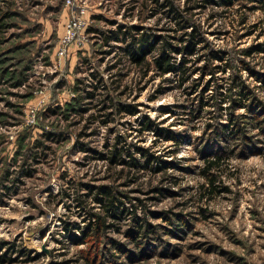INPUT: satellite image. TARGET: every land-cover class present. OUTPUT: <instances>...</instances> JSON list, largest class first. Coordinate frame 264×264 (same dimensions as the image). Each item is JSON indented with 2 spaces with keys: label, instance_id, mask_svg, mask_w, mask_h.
Returning <instances> with one entry per match:
<instances>
[{
  "label": "rangeland",
  "instance_id": "374dc122",
  "mask_svg": "<svg viewBox=\"0 0 264 264\" xmlns=\"http://www.w3.org/2000/svg\"><path fill=\"white\" fill-rule=\"evenodd\" d=\"M144 1L75 4L87 20L85 34L61 56L60 36L74 6L66 0H0V264H264V3L234 0L189 13L223 58L216 61L226 64L221 75H238L249 90L246 105L230 108L237 95L229 98L227 91L221 110L211 103L192 116L201 93L179 87L172 75L163 81L155 70L143 76L124 59L118 64L116 43L101 46L100 37L88 31L123 23L165 33L172 24L152 12V0ZM176 2L187 6L186 0ZM197 76L199 70L191 81ZM82 78L99 81L105 88L98 92L116 104H136L139 112L118 113L106 98L111 120L101 123L100 96L82 116ZM144 114L182 143L151 130L138 132ZM216 116L224 124L233 118L240 137L218 136ZM118 135L152 147L164 160L161 167L170 164L159 169L153 163L126 176L128 169L121 172V165L80 149L84 142L105 152ZM35 146L46 148L35 155ZM216 153L223 159L212 170L216 188L210 192L202 172ZM86 183L113 186L136 212H126L96 237L85 227L93 220L90 212H103L101 205L89 197L88 211L74 200L75 190L87 191ZM137 217L143 228L133 237L127 231ZM82 229L89 234L83 241Z\"/></svg>",
  "mask_w": 264,
  "mask_h": 264
},
{
  "label": "trees",
  "instance_id": "16d2710c",
  "mask_svg": "<svg viewBox=\"0 0 264 264\" xmlns=\"http://www.w3.org/2000/svg\"><path fill=\"white\" fill-rule=\"evenodd\" d=\"M152 1L155 4V6L151 8L153 10L152 12L163 13V16L166 17L172 24L165 33L157 34L153 31V29L146 31L139 25H126L123 23H118L115 28L101 29L97 27H88V31H93L100 37L101 46H112V43H116L115 45L117 51H121L117 56L118 64L124 59L128 63H131L132 66L141 70L143 76H147L149 71L155 70V74L162 78L163 81L170 78L173 80L174 78L179 87H188L191 90V94L197 91L196 95L201 93L199 103L191 106L189 113H191L192 116L197 114L199 111H202L204 109L203 107L208 106L211 103H213L211 105H216L217 109L221 110L222 107H219L218 104H222L227 100V91L229 93V98L232 94L237 95L233 99L230 98V101L233 103L230 108H236L239 105H246L244 100L249 97L247 85L244 84L238 75L233 76L231 80H226V78L221 75L226 71V64L223 66V64H219L216 61L222 60L223 58H220V56L216 54L214 48H210L208 46V41L203 35L201 24L195 23L189 16V13L193 10L199 9V11H201L213 6L214 4L228 6L232 5L234 0H186L187 6L182 8L176 0ZM257 1L264 3V0ZM190 2L191 4H189ZM144 3L147 5V0H145ZM100 17V15H92V19ZM104 53H110V49L104 50ZM247 53H251V49H248ZM202 59H204L203 63L196 68L197 66L194 65ZM197 70H199V76L193 78L191 81L192 75ZM167 75H172L173 78L167 77ZM81 81L83 94L82 109L80 111H82V116L83 113L91 108L88 103L96 98L98 101L100 96H103V98L100 97L96 107L98 111H104L103 113L101 112L102 114L100 113V115L105 116V118H101V123L106 124L109 120H111L107 119V116L112 112H106V109L109 108L110 104H113V106L116 105L118 113L125 112L129 115H136L139 112V108L136 104H127L120 101L116 104L115 100L110 98L109 94L103 93L102 91L98 92L100 88H105V86L100 87L101 85L98 84L99 81L95 83L92 81L86 82V78H82ZM209 89L214 92L212 95H209L211 97L205 96V92ZM106 98L111 100L109 105L105 104ZM79 99H81V97ZM211 99H214V101L210 102ZM88 116L92 117L93 113ZM216 119L218 123V126H216L222 128L218 133L220 134L218 136H233L235 138L236 136L240 137L239 135L242 134L240 131L241 128H236V125L238 124L233 122V118H230L229 123L226 122L225 124L219 121L218 116H216ZM139 124L140 127L138 132L140 133L151 130L158 137H164L169 140L172 139L178 144L182 143L179 135L174 134L171 130L163 128L149 115H142L139 120ZM229 128L231 129L227 135L226 132ZM44 136L48 137L49 134H44ZM123 137L124 136L122 135H118L112 143L107 142V150L105 152L102 150H91V148L86 146L84 142L82 143L80 149L84 152L92 151L95 153V157L99 159H106L113 166L121 165L122 168L119 169L121 172L124 171L125 168L128 169L126 171V176L131 175L132 170L138 171L140 169L145 170L152 168L153 163H159L160 166L157 167L159 169L167 167L170 164L169 162L166 166L161 167L164 160L162 159V156H159L155 152L151 151L152 147L145 148L127 141V139ZM35 147H37L35 155L39 154V151L46 148V146ZM172 152L175 153L174 150H172ZM137 153L139 156L136 155ZM221 159H223V154L216 153L205 165V169L202 172V175L208 180V186L205 187L203 185L205 190L213 192L214 188H216V175L212 172V170L219 166ZM31 172L32 171L30 170L25 174L31 175ZM85 187H87V191L82 194L79 192L80 190H75L74 193L76 194V197L74 196V200H76V204L79 208L82 207L83 210L88 211H90L89 197H92L94 201H97L101 205L103 212L100 214L90 212L93 220H91L85 227L88 230H92L96 237H98L101 233H105L109 227L117 226L116 221L121 219L126 212H136V209H131L125 205L124 198H127V195L119 190H116L113 186L106 184L93 186L86 183ZM217 191L221 190L217 189ZM63 194L65 197L72 195L71 192H64ZM134 222L136 225L135 228L132 229L130 227L128 229L129 232L127 231V233L133 235V237H137L138 233L141 232L143 225L140 222L139 217H137ZM69 228L70 227H66L67 230ZM87 229L80 230V239L82 241L89 235ZM71 236L79 238L73 232L71 233Z\"/></svg>",
  "mask_w": 264,
  "mask_h": 264
},
{
  "label": "built area",
  "instance_id": "2783aa9c",
  "mask_svg": "<svg viewBox=\"0 0 264 264\" xmlns=\"http://www.w3.org/2000/svg\"><path fill=\"white\" fill-rule=\"evenodd\" d=\"M67 5H82V0H66ZM81 2V3H78ZM82 7V6H81ZM87 20L82 15V10L78 11L77 7L72 8L64 22L63 33L60 36L58 52L61 56L68 53L72 44L81 43L85 34Z\"/></svg>",
  "mask_w": 264,
  "mask_h": 264
}]
</instances>
